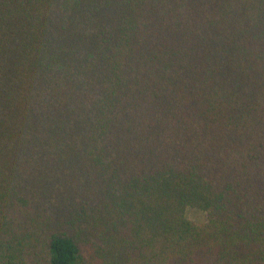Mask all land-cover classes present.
Masks as SVG:
<instances>
[{"label": "trees", "instance_id": "1", "mask_svg": "<svg viewBox=\"0 0 264 264\" xmlns=\"http://www.w3.org/2000/svg\"><path fill=\"white\" fill-rule=\"evenodd\" d=\"M0 264H264V0H0Z\"/></svg>", "mask_w": 264, "mask_h": 264}, {"label": "rangeland", "instance_id": "2", "mask_svg": "<svg viewBox=\"0 0 264 264\" xmlns=\"http://www.w3.org/2000/svg\"><path fill=\"white\" fill-rule=\"evenodd\" d=\"M187 215L197 222H203L205 217L203 211L196 207L188 209Z\"/></svg>", "mask_w": 264, "mask_h": 264}]
</instances>
